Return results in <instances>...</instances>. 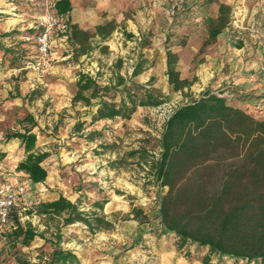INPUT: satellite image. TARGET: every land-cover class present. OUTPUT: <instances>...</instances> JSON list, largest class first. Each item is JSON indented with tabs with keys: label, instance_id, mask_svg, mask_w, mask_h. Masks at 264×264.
Segmentation results:
<instances>
[{
	"label": "trees",
	"instance_id": "16d2710c",
	"mask_svg": "<svg viewBox=\"0 0 264 264\" xmlns=\"http://www.w3.org/2000/svg\"><path fill=\"white\" fill-rule=\"evenodd\" d=\"M14 1V0H12ZM43 1V0H40ZM29 10H43L24 2ZM73 9L71 0H58L55 10L60 15H69ZM232 6L220 3L219 14L209 16L207 25L211 40H215L231 22ZM120 27L116 19L100 23L92 30H85L70 23L69 41L74 48L75 59L90 53L98 43L108 40ZM17 33V31H16ZM13 32L2 34V37ZM130 37L133 34H129ZM0 49L10 60L11 68H21V45L6 46L0 42ZM108 49V48H106ZM178 55L167 51V76L169 84L177 91L192 85L182 78ZM137 64L131 77L143 72ZM154 77L146 85L134 79L117 74L116 81L102 86L86 72H80L76 82L77 90L73 103L83 102L87 106L98 100L99 107L92 116L90 125L104 119L125 120L133 118L139 107H159L166 102L159 88L154 86ZM35 92L30 99L34 100ZM33 95V96H32ZM256 109V104L254 106ZM22 130L9 132L7 140L19 139L25 158L17 165L28 182L43 184L49 177L44 165L50 152L40 150L36 118L27 114L19 119ZM85 122H79L75 131L82 130ZM89 139L107 138L104 132H91ZM119 140L121 136H118ZM107 149L123 144L115 140ZM149 140H143L142 148L128 153L127 158L118 162L125 166L128 159L140 156L148 174L160 188L167 192L158 195L157 219L167 231L178 237L179 248L196 244L197 255L205 264H264V118H258L252 111L232 104L224 92L205 90L198 98L176 107L168 116L157 139V146L146 148ZM4 155V154H2ZM107 199L93 202L97 209L89 213L82 209L80 200L72 201L64 195L54 200H42L26 214H37L45 220L46 228L41 230L31 220L22 221L20 205L12 208L11 229L0 231V262L2 264H83L76 253L65 249L63 244L64 226L84 223L93 232L112 229L114 223L103 213ZM134 218L140 222L148 220L143 207L132 209ZM60 221L54 230L50 222ZM50 232V236L48 235ZM37 239L49 243L51 251L46 260L33 262L24 248L30 247ZM206 249L202 253V249ZM188 258L193 257L187 252ZM213 262V260H216Z\"/></svg>",
	"mask_w": 264,
	"mask_h": 264
},
{
	"label": "rangeland",
	"instance_id": "374dc122",
	"mask_svg": "<svg viewBox=\"0 0 264 264\" xmlns=\"http://www.w3.org/2000/svg\"><path fill=\"white\" fill-rule=\"evenodd\" d=\"M14 1L20 8L6 12L2 23L10 28H21V48L24 51L20 56L21 69L0 77V144L9 141L5 137L7 133L23 129L19 123L20 118L32 114L38 122L34 129L38 135V147L50 152L45 164L52 176L48 184L35 185L28 182L22 173L16 171L19 160L26 156L22 149L8 158L0 151V186L8 182L27 185L26 192L21 195L25 202L20 210L22 221L31 220L41 230L46 228L45 220L35 213L26 214V210L67 190L62 182L67 181L69 176L72 177L71 190L77 191L84 179L80 174L81 164L85 162L83 160L88 159L93 163L92 159L102 158L108 164L115 158L123 159L126 154L145 146L139 140L150 139L146 148L153 149L157 146L158 136L170 113L176 107L198 98L205 90L216 93L230 90L229 95H224L232 104L240 99L241 83H227L228 79L223 78L222 73L227 65L222 66V56L219 53L221 34L215 40H211L209 36L207 18L219 14L221 0H91L100 23L120 19V27L108 40L101 42V45L98 43L99 39H95L92 54L81 56L79 59L72 57L74 54L65 56L74 52L67 51V48L56 50L57 55L54 53L43 59L38 52L37 37L40 29L36 26L37 16L43 13V10L26 9L25 0ZM99 2L104 4V9L98 5ZM32 6L39 7L34 4ZM234 18L232 8L231 22ZM129 34L133 36L130 37ZM55 40L61 42V37L55 36ZM168 50L183 55L178 56L181 77L192 82V85L183 91H177L169 84L166 73ZM164 52L166 56H162ZM163 62L166 63V70L160 71ZM139 63L144 71L137 77H131ZM80 72L94 76L102 86L116 81L117 74H122L127 79L132 78L142 85L148 84L150 78L154 77V86L160 89L166 102L159 107L140 108L131 120L128 141L116 152H111L106 148L111 144L109 134L114 129L110 124L102 125L103 129L108 130L107 138L94 143L86 140L84 136L89 131H74L77 119L90 110L82 108L79 103H73ZM7 85L12 89L9 97L5 99L3 90ZM33 92L35 99L31 100L29 96ZM243 95L258 97L251 93ZM17 97L21 99L14 100ZM254 106L247 105L244 109L252 111L258 118H264V109L257 110ZM100 152L104 154L100 156ZM141 162L139 155L128 159L126 169L118 175L121 185L112 187L118 194L124 193V196L117 197L116 200L121 201L124 198L132 206L143 207L148 218L154 220L157 219L158 203L153 197L159 194L163 196L168 188L158 187L152 175L148 174L145 163ZM103 174L101 181L89 179L86 182L92 187L102 186L100 189L104 191L110 178L106 179V173ZM82 209L89 213L97 210L92 201L83 203ZM122 218L131 219L128 215H123ZM59 223V220L56 223L50 222V230H54L55 225ZM62 230L63 234L68 233L71 237L73 234L86 232L89 238L85 241L87 243L93 242L97 238L95 234L98 233H93L81 222L64 226ZM48 235L50 236V232ZM76 242L78 241L74 240L71 244ZM24 251L33 262H40L41 259L48 258L51 246L43 239H37L32 246L24 248ZM201 252L205 253L206 249Z\"/></svg>",
	"mask_w": 264,
	"mask_h": 264
},
{
	"label": "crops",
	"instance_id": "0c3cea01",
	"mask_svg": "<svg viewBox=\"0 0 264 264\" xmlns=\"http://www.w3.org/2000/svg\"><path fill=\"white\" fill-rule=\"evenodd\" d=\"M71 1L73 9L69 15H67L71 24H77L80 28L85 30H92L96 25L100 24L96 16L97 11L92 5L93 1ZM222 2L232 5L235 17L229 24V27L221 33L219 53L222 56V66L224 67L227 65L225 72L222 73L223 78L228 79L227 83H231L232 81L234 83H241L239 84L242 87V89L239 90L240 99L235 101L236 106L244 108L247 105L252 106L261 101L263 103V110L264 73L260 71V68L264 65V0H221V3ZM98 5L104 9L103 3L99 2ZM13 8L19 9L20 7L15 1L0 0V42L6 43V46L22 45V35L21 32H19L21 28H10L9 26H4L2 23L6 12L12 11ZM119 21L120 19H118V22ZM7 32H13V35L3 38L2 34ZM94 40L95 39L92 41L93 46H95ZM78 46L79 45L76 44L75 47L69 40L65 41L61 39V42H59V40H54L53 54H58L56 50L61 51L67 48L68 50H66L70 51ZM73 54L74 52L72 51V53L65 56H71ZM90 54H92V52L80 56L86 57ZM162 56H166V53L164 52ZM178 56L183 55L179 54ZM178 65H180V60L178 61ZM20 69L21 68H11L10 60L4 56L3 51L0 49V77L6 76L8 73L13 74L16 70ZM165 70L166 63L163 62L160 71ZM157 73L159 74L160 72L158 71ZM11 89V86L7 85L3 90L5 99L9 97ZM16 89L18 88L16 87ZM229 91L224 92V94L229 95ZM243 93H251L258 97H253V95L246 96L243 95ZM230 95L232 96L233 93ZM16 99L21 98H14V100ZM10 103L12 102H9V104ZM78 103L81 104L82 108L90 109L83 113V117L77 119V123L85 122V126L79 131H89L87 134H84L85 138H87L86 140L93 143L100 140V138L92 140L89 139L88 136L94 131L108 132V130L102 127L105 124H110V126L114 128L110 132L111 134H109L110 141L115 140L122 144L128 141L127 139L130 135L128 129H130V125L132 124L131 120L133 118L130 120H125L121 117H117L116 119H104L90 125L89 122L92 120L93 114L96 113L99 107L98 100L94 99L91 106H87L83 102ZM140 108L142 107H139L138 111ZM138 111L136 113H138ZM118 136H121L120 140ZM139 142L143 143V140H139ZM118 148L120 147L110 149V151L116 152ZM20 149L22 148L19 139H10L8 142L0 144V151L4 152V155L6 154V158L19 153ZM22 152L25 153L24 149H22ZM99 154L102 156L104 153L100 152ZM127 156L128 154H126L124 158H127ZM21 160H23V157L19 162ZM92 160L93 163L85 159L83 160L85 162L81 164L82 172H80V174L84 179L77 191L73 192L71 190L70 181L72 177L69 176L67 181L64 180V182H62L63 187L67 190L54 195L50 200L64 195L72 201L80 200L83 204L88 201L95 202L105 198L108 202L105 205L103 213L107 215L106 217L108 220L114 223V227L112 229L99 231L95 234L97 238L89 243L85 242L89 239L86 232H83V234H73L72 237L68 233L63 234L65 249H70L76 253L83 264H205L203 262V257L196 253V244H190L189 247L183 249L179 248L176 234L165 230L160 225L158 219L152 220L148 218L146 222H140L134 218L132 213V209L135 205L132 206L128 200L124 198L121 199V201L116 200L117 197L124 196V193L120 192L121 194H118L112 187L114 186V188H116L121 185V179L118 175L126 169L127 166H122L118 163L122 159L115 158V160H110L108 164H106V160L102 158ZM44 165L46 166L45 162ZM46 167L48 168V166ZM68 168H70L69 165ZM103 173H106V179L107 177L110 178L109 185L105 189L106 191L100 189L102 186L96 187V185H94L92 187L89 182H86L89 179H99V181H101V179L104 178ZM51 176V171L49 170L47 181L43 184L35 185L48 184ZM91 198H93V200H90ZM145 213H147V211H145ZM123 215H128L131 219H123ZM74 240L78 242L71 244ZM187 252H190L193 257L188 258ZM216 261L217 259L213 260V262Z\"/></svg>",
	"mask_w": 264,
	"mask_h": 264
},
{
	"label": "built area",
	"instance_id": "2783aa9c",
	"mask_svg": "<svg viewBox=\"0 0 264 264\" xmlns=\"http://www.w3.org/2000/svg\"><path fill=\"white\" fill-rule=\"evenodd\" d=\"M43 8V13L37 16L36 26L40 29L37 37L38 52L43 59H47L53 54L55 36H60L62 40L68 41L70 32V22L67 16L56 12L55 6L58 0H25ZM260 71L264 73V65ZM263 103H256V109L262 110ZM27 190L25 183L13 184L8 182L0 186V231L11 229L10 212L13 207L19 206L23 195ZM158 200V195L153 197Z\"/></svg>",
	"mask_w": 264,
	"mask_h": 264
}]
</instances>
